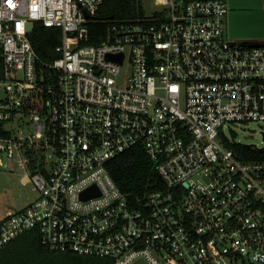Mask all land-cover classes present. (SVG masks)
I'll use <instances>...</instances> for the list:
<instances>
[{"label": "built area", "instance_id": "1", "mask_svg": "<svg viewBox=\"0 0 264 264\" xmlns=\"http://www.w3.org/2000/svg\"><path fill=\"white\" fill-rule=\"evenodd\" d=\"M101 3L0 0V154L35 194L0 218V249L36 230L113 264H264V160L229 148L231 126L264 123V39L227 35L226 0H153L92 43ZM36 24L60 31L50 63ZM133 147L162 183L137 208L107 169Z\"/></svg>", "mask_w": 264, "mask_h": 264}, {"label": "trees", "instance_id": "2", "mask_svg": "<svg viewBox=\"0 0 264 264\" xmlns=\"http://www.w3.org/2000/svg\"><path fill=\"white\" fill-rule=\"evenodd\" d=\"M145 14L143 0H102L100 6L91 14L88 29L92 43L106 38L107 29L113 23L135 20ZM32 47L38 59L50 63L57 57L55 48L60 43V31L44 28L36 24L30 36ZM43 74L50 71L41 67ZM229 148L243 162L263 161L264 148L234 143ZM108 172L129 203L137 208L143 198L151 191L162 188L161 180L153 162L141 147H133L111 160ZM0 264H113L110 259L81 256L69 252L50 251L40 242L36 230L27 231L2 249Z\"/></svg>", "mask_w": 264, "mask_h": 264}, {"label": "rangeland", "instance_id": "3", "mask_svg": "<svg viewBox=\"0 0 264 264\" xmlns=\"http://www.w3.org/2000/svg\"><path fill=\"white\" fill-rule=\"evenodd\" d=\"M143 8L146 16H149L155 9L153 0H143ZM6 97L3 87L0 86V101ZM234 132V140L244 145H251L258 149L264 148V141L260 128H264V123H249L245 126H231ZM3 163L0 165V218L8 211H18L31 203L35 194L31 191L30 184L22 183L23 172L16 164L7 160L4 154H0Z\"/></svg>", "mask_w": 264, "mask_h": 264}, {"label": "water", "instance_id": "4", "mask_svg": "<svg viewBox=\"0 0 264 264\" xmlns=\"http://www.w3.org/2000/svg\"><path fill=\"white\" fill-rule=\"evenodd\" d=\"M228 7L227 35L237 39H264V0H226ZM252 46L263 45L259 42ZM121 61V58H119ZM264 141V133L262 135ZM94 191L87 192L85 198L93 196ZM135 264H141L137 262Z\"/></svg>", "mask_w": 264, "mask_h": 264}]
</instances>
